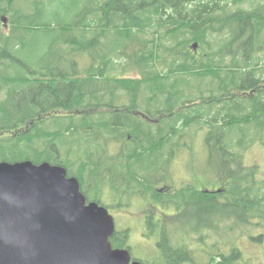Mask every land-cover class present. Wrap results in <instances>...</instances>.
Segmentation results:
<instances>
[{
	"label": "trees",
	"instance_id": "obj_1",
	"mask_svg": "<svg viewBox=\"0 0 264 264\" xmlns=\"http://www.w3.org/2000/svg\"><path fill=\"white\" fill-rule=\"evenodd\" d=\"M3 17L0 162L63 166L81 185L93 184L88 171L97 190L145 197L157 185L148 170L190 140L180 126L195 125L221 183L220 211L212 197L174 188L167 201L204 207L201 224L178 229L204 243L234 221L260 227L264 180L244 153L264 146V0H0ZM119 109L172 115L151 126ZM126 134L132 145L112 157L124 165L104 172L95 160ZM175 238L158 237L146 264H242L232 243Z\"/></svg>",
	"mask_w": 264,
	"mask_h": 264
},
{
	"label": "water",
	"instance_id": "obj_2",
	"mask_svg": "<svg viewBox=\"0 0 264 264\" xmlns=\"http://www.w3.org/2000/svg\"><path fill=\"white\" fill-rule=\"evenodd\" d=\"M114 230L63 166L0 162V264H130L112 248Z\"/></svg>",
	"mask_w": 264,
	"mask_h": 264
},
{
	"label": "flooded vegetation",
	"instance_id": "obj_3",
	"mask_svg": "<svg viewBox=\"0 0 264 264\" xmlns=\"http://www.w3.org/2000/svg\"><path fill=\"white\" fill-rule=\"evenodd\" d=\"M119 113L127 114L130 117L134 116L137 120H142L146 121L149 123L151 126L158 125L161 122V119L163 117H169L172 114L171 113H159L156 114V112L152 111L151 114H148L144 111H141L139 109H134L133 111L130 110H125V109H119ZM180 123L177 124V127H179ZM183 130H185L187 133L189 127H182L180 126ZM127 135V141L124 139L119 138L118 140L116 139H110V145L107 147V150H110L106 156L107 159H99L95 160L97 163H101L100 165L104 166V172H114V167L118 171L119 165L122 167L124 163L120 161L118 157L112 158L114 155L118 154L122 151V148L124 146L128 147V145H132V140L130 134ZM187 138V137H185ZM186 149L188 152L192 151L190 150V147L188 145V142L185 141L181 143L179 148L171 149L169 153V158L168 159H163L159 163H156V165L151 166V168L148 170L150 171L151 177L150 181L153 182V185L155 184L153 191L148 194L145 197H142L140 194H132L130 195L131 199H135L138 201H143L147 200L149 201V205L151 210L149 211L148 214H144L139 218V222L141 224V228L144 230V239H149L152 245V249L150 252H148L147 255H139L135 252L136 248H132V244L130 243V237L131 233L129 230H131L129 227H124V228H119L117 224V219L115 215L112 213V210H119V211H134L138 212L140 209L137 210H131L130 205H129V199L130 197H124L120 196L118 194H114L110 191L109 186L102 185V189H96L99 184L96 182H93L92 180L89 179L90 172L86 171L85 172V178L87 177V180L91 181L93 184H86L83 182V185H81V182L79 181L78 178H76L79 182L80 186V192L83 194L85 197V204H89L91 202L97 203L100 206H103L104 208L107 209L108 213L112 216L114 220V225H115V230L113 235L110 237V243L112 245L113 249L117 250H126L130 254L131 260L130 264L132 262H139L140 264H146L151 258L150 256H154L155 251H156V245L158 241V237L162 236V232L165 229L166 223H168L171 226H175L170 228L171 229H178V228H194L196 225H199L203 222V219L200 217V211H204V207H200L199 205H194V203L190 202V199L183 202L186 203L184 205H181L182 202H173V201H167L165 195L173 193L170 195L171 199L175 198V192L173 189H183L181 192L183 193L184 191H193L196 193L198 197L204 195L207 197H212L215 202V206L209 207L210 211L214 213H218L220 211V206H219V195L221 193V183L219 178L216 175V170L215 168H210L208 163H207V158L204 159V169L201 172H198V168L195 171L192 167V173L191 177L197 176V181L196 182H191L190 184H185L183 186L179 187H172L169 183V178L170 175L167 173L169 171L170 173V168H171V159L173 154L180 149ZM94 160H90L92 163ZM99 168V167H98ZM101 171V168L98 171V174L102 175L104 173ZM212 175L214 182L211 184L215 187V189L210 190L211 188L207 186V184L204 182L205 178L208 179ZM200 177H203L204 180L199 179ZM73 177V176H72ZM190 177V178H191ZM103 188L107 189V193L109 195V199L107 201H104L102 197V192ZM186 194V193H184ZM93 196H99L100 202L95 199ZM165 197V198H163ZM190 197V196H189ZM187 197V198H189ZM186 198V199H187ZM165 200V201H164ZM133 202V201H132ZM133 208V207H132ZM197 213V216L196 213ZM194 215V216H193ZM174 218L176 220L175 222L170 221V219ZM195 218L197 219V222H195ZM128 215H126V219L123 222V225L128 224L126 226H129V222L134 220L130 219ZM136 222L137 219L135 218ZM170 222H169V221ZM138 223V222H137ZM217 222L215 223V225ZM151 231V234L149 232ZM161 233V235H160ZM262 235V234H261Z\"/></svg>",
	"mask_w": 264,
	"mask_h": 264
},
{
	"label": "rangeland",
	"instance_id": "obj_4",
	"mask_svg": "<svg viewBox=\"0 0 264 264\" xmlns=\"http://www.w3.org/2000/svg\"><path fill=\"white\" fill-rule=\"evenodd\" d=\"M3 25L0 24V31L7 34L9 28H8V20L7 18L3 17ZM7 22V23H6ZM7 25V26H6ZM47 40H45L46 42ZM127 78H136V75L131 71L130 73L126 74ZM199 128H197L195 125L192 127H189L188 131L193 132V135L190 137V140H188V145L190 147V152H188L186 149H180L177 150L173 156H172V163L170 168V173L167 171V173L170 175L169 183L172 187H179L183 186L185 184H190L191 182L198 183L197 176L191 177L192 173V167L195 171L201 172L204 169V159L207 158L205 145L202 141V134L196 133L200 132L198 131ZM195 131V132H194ZM244 161L247 168H252L253 166H257L258 180H264V146L256 143L250 146V148L244 153ZM198 168V170H196ZM191 177V178H190ZM199 179L204 180L203 177L199 176ZM204 182L212 189H215L213 185H211L214 182V179L212 175L208 179L205 178ZM102 197L104 201H107L109 199V195L107 193V189L103 188ZM133 201V202H132ZM129 207L131 210H137L140 209L137 213L134 211H119V210H112V213L115 215L117 219V224L119 228L129 227L131 230V237H130V243L132 244V248H136L135 252L139 255H147L148 252L152 249V245L149 239H144V230L141 228V224L139 222V218L144 215L148 214L151 210L149 201L143 200L138 201L135 199H129ZM133 207V208H132ZM126 215L129 216L130 219H134L129 222V226H126L128 224H124L123 222L126 219ZM137 219V222L135 220ZM230 219L233 217L230 216ZM129 219V220H130ZM169 221V220H168ZM170 221L175 222L176 220L174 218L170 219ZM169 221V222H170ZM222 223L223 221L220 220ZM217 223V227H219V223ZM229 220H226L222 224V226H227ZM232 224L231 229H220L209 232L208 239H202L203 242H199L200 234H195L196 237H193L190 233V231L186 229H171L172 227H175L174 225L171 226L168 223L165 225V229L163 230L162 236L165 238H170L172 240V244H174L176 240V236L178 237V240H181L184 243H191V247H198L199 245L201 248H204V245L206 247H210L213 245H217L219 248V243L217 241L224 242L222 245L223 251H226L227 248L224 246L226 242H228L231 247L235 245L237 249L241 253V262L242 264H264V237L262 239V242L258 240V236L264 235V222L261 223L260 227L255 226L252 224H241L236 223L235 221ZM183 230V232H181ZM205 232V231H204ZM206 234V233H203ZM197 239V241H196ZM217 240V241H215ZM233 245H232V244Z\"/></svg>",
	"mask_w": 264,
	"mask_h": 264
}]
</instances>
